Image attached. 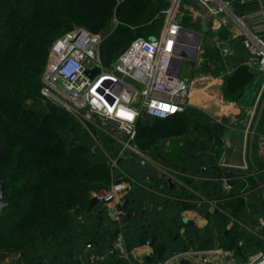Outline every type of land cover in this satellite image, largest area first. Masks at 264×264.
<instances>
[{
	"label": "trees",
	"instance_id": "1",
	"mask_svg": "<svg viewBox=\"0 0 264 264\" xmlns=\"http://www.w3.org/2000/svg\"><path fill=\"white\" fill-rule=\"evenodd\" d=\"M168 5L169 0H0V179L6 180V202L0 210V251L20 253L10 264H80L73 257L92 239L96 248L82 253V258L85 264H101L116 234L129 246L153 237L154 260L158 262L204 240L209 242L206 246H212V227L203 233L188 228L183 236L189 243L184 242L177 232L182 207L173 209V203L140 186L131 188L125 198H150V206L130 203L118 220L101 205L87 213L91 192L107 188L111 182L106 155H116L120 145L100 130L96 132L99 145H94L92 137L67 112L40 96L49 47L67 31L76 26L104 32L100 53L108 65L134 37L158 36ZM250 78L245 67L224 78V96L237 99ZM225 128L223 123L209 120L203 111L188 107L165 119L140 118L135 144L162 167L196 172L198 163L207 167L221 157L220 135ZM174 135L187 136L183 160L172 158L166 145ZM258 169H264L263 160ZM121 171L140 183L149 173L155 180L149 184L153 189L160 183L153 168L128 150L113 176L121 175ZM204 173L214 179L220 171ZM236 177L232 195H243L244 204L231 215L246 223L240 210L247 214L264 211L260 186L264 171L256 177L240 178L237 173ZM191 187L210 200L226 199L221 180ZM197 210L212 219L221 246L236 248L241 240H245L241 241L243 246L258 242L237 227L227 229L228 217L210 216L204 205ZM173 218L174 223L169 222ZM94 227L97 233L92 235ZM258 235L264 238V226ZM90 254L101 255L103 260L90 262Z\"/></svg>",
	"mask_w": 264,
	"mask_h": 264
},
{
	"label": "crops",
	"instance_id": "2",
	"mask_svg": "<svg viewBox=\"0 0 264 264\" xmlns=\"http://www.w3.org/2000/svg\"><path fill=\"white\" fill-rule=\"evenodd\" d=\"M229 1L230 8L234 14L240 13V1ZM212 5L210 4V6ZM180 12L182 14L181 23L184 28L189 30L187 47H194L197 50L196 57L191 64L185 65L184 61L186 59H183L179 73L180 77L189 86L187 108L199 109L207 114L209 120L223 123L226 126L220 135V142L223 147L222 155L216 162L207 165V167L203 162L198 163L196 172L184 169L178 170L172 167H162L153 158L152 161L148 156L145 163L153 168V171L157 174V180L160 181L156 189L149 187V184H154L155 180L152 179L149 173H146L148 175H144L145 182L140 183L130 179L127 188L119 192L114 200L107 203L98 202L94 208L101 205L105 209L107 207L108 209L123 211L124 213V207L130 203L141 208L150 206V198H125V195L134 186L143 187L155 195L162 196L163 201L173 203L170 205L173 209L176 206L182 207L178 215L180 217V227L177 229V232L184 242L189 243V238L183 236L188 228L200 233H203L208 227H212L213 229L212 246H206L209 242L205 240L199 245H189L187 249L177 252L192 251L195 252L194 255H185V257L170 262V264H179V261L183 258H186L189 264H197L198 259L204 253L210 254L212 259V263L210 264H246L259 253H264V245L261 244H264V238L258 235L259 230L264 226V211L247 214L240 210V214L247 220L246 223L236 220L231 215L238 206L242 203L244 204L241 199L243 195H232L235 191L234 185L237 172L225 171L224 168L248 169L249 166H252L255 173H237L242 176L240 178L244 176L256 177L260 171H264V169H258L259 161H264V75L260 68L255 66L253 57L248 54L241 41V37H235L239 28L231 19L224 23L222 21L223 15L212 13L209 7L200 3L199 0H182ZM193 32H198L200 35L197 42ZM242 67H245L251 73L250 81L237 99H229L224 96L222 90L224 78L235 75L238 71H241ZM183 68L184 70L182 72ZM257 87L259 88L257 89ZM186 138L187 136L174 135L167 139L166 145L169 151L173 153L172 158L176 157L183 160V145ZM172 139L179 140V148L177 146L171 148ZM254 153L256 154V158H254ZM209 169L220 171L219 176L214 179L208 175L203 176L202 174H205L204 172H207ZM160 173H164L173 178L176 181V185L170 189L167 182L159 177ZM226 175H230V179L225 178ZM211 180L222 181V188L226 199L210 200L191 187L193 184H200L203 181L205 184H208ZM228 180H232L233 184H228ZM260 186L264 191V184L262 183ZM195 197L199 200L198 204L195 203ZM226 203H229V205H226ZM202 205L207 207V213L210 216L214 213L219 214V219L228 217L227 229L237 227L243 233L254 236L258 242L249 243L246 239L248 243L244 246L241 245V241L245 240L239 241V245L236 248H225L221 246L212 219L200 214L197 210ZM86 212L88 213L87 208ZM134 214L132 213V215ZM79 215L82 216L80 222L83 223V215ZM175 220L173 218L169 222L174 223ZM190 220L194 221L195 224H189ZM96 233L97 227H94V229L91 228V234L95 235ZM176 236L177 234L174 235V238ZM120 241L122 242L120 248L123 251L117 246ZM111 242L112 245L105 249L107 256L101 264H161L163 262L154 260L155 249L153 237H145L136 245L129 246L124 241L122 235L116 234L112 237ZM88 244H90L89 247L87 245L82 247L81 252L75 254L73 257L80 264H85L82 253L92 251L96 248V241L94 239ZM91 255L96 254H90V262L103 260V256L102 258L92 259ZM19 257V252L0 251V264H10Z\"/></svg>",
	"mask_w": 264,
	"mask_h": 264
},
{
	"label": "built area",
	"instance_id": "3",
	"mask_svg": "<svg viewBox=\"0 0 264 264\" xmlns=\"http://www.w3.org/2000/svg\"><path fill=\"white\" fill-rule=\"evenodd\" d=\"M181 2L169 0L159 35L155 38L134 37L118 53L109 68L103 65L101 58L100 43L105 37L101 32L75 26L49 48L41 75L42 99L67 112L92 139H97L96 132L100 130L120 145L116 155H106L112 175L109 186L91 192V198L95 197L101 203L114 200L130 182L123 172L117 177L113 176V170L127 150L139 157L141 163L147 161V156L135 144L140 118L165 119L183 112L188 106L189 86L179 75L178 63L172 60L176 47L188 52L194 49L187 47L189 30L181 23ZM199 2L208 6L214 14L225 13L227 16L222 18L224 23L231 19L237 24L239 30L235 37L242 38L250 56L257 58L264 75V37L251 32L242 23L239 13L234 14L231 10L229 0ZM94 68H98V71L91 77L85 75L86 70ZM161 105L168 106L169 110ZM4 205L0 202V209ZM106 210L113 220H118L123 214V211L107 207ZM81 217L78 216L80 220ZM194 253L175 252L161 264H170ZM91 258L102 256L91 255ZM210 263L212 259L208 253L202 254L197 262ZM246 264H264V253H259Z\"/></svg>",
	"mask_w": 264,
	"mask_h": 264
},
{
	"label": "water",
	"instance_id": "4",
	"mask_svg": "<svg viewBox=\"0 0 264 264\" xmlns=\"http://www.w3.org/2000/svg\"><path fill=\"white\" fill-rule=\"evenodd\" d=\"M240 1V9H239V15L241 16L242 23L245 24V26L253 33L259 34L264 37V0H238ZM102 36H105L104 32H101ZM194 38L196 39V42L199 40L200 35L198 32H193ZM196 48L192 50V52H188L187 50L183 48H178L176 47L174 49V56L172 60H176L178 63V68H181V64L183 62V59H192L194 60L196 57ZM253 61H255V66L259 68V64L257 62V58H253ZM98 71V68H94L92 70H86L85 75L88 77H91L94 73ZM259 87H257L258 89ZM256 89V88H255ZM256 89V90H257ZM47 111H49V107L47 105ZM70 130L72 131L73 128L70 127ZM225 171H234L237 173H255L254 169L252 166H249L248 169H240V168H224ZM148 175V174H146ZM160 178L164 179L167 182L168 187L171 189L176 185V181L173 180L170 176H167L164 173H160L159 175ZM225 178L230 179V175H226ZM228 184L232 185L233 181L228 180ZM5 186H6V180L0 179V202L5 203L6 202V197H5ZM195 203L198 204L199 200L195 197ZM98 199L95 197H92L87 206V211L89 212L92 210L95 205L98 204ZM189 224L193 225L195 224L194 221H189ZM122 245V242L120 241L117 246ZM121 251L122 248H120ZM179 264H189L188 260L186 258H183L179 261Z\"/></svg>",
	"mask_w": 264,
	"mask_h": 264
},
{
	"label": "rangeland",
	"instance_id": "5",
	"mask_svg": "<svg viewBox=\"0 0 264 264\" xmlns=\"http://www.w3.org/2000/svg\"><path fill=\"white\" fill-rule=\"evenodd\" d=\"M220 15H223V16H225L226 17V15H225V13H220ZM114 23V21L111 23V24H113ZM50 48V47H49ZM102 57V56H101ZM193 60L192 59H189V58H187L185 61H184V64L186 65V64H191V62H192ZM103 65L106 67V68H109L110 67V65H111V62L108 64V65H105L104 63H103ZM183 70H184V68L182 69V72H183ZM148 129V128H147ZM121 137H123L122 135H121ZM174 138V137H173ZM91 141H92V143L94 144V145H99V141H98V139H96V140H94V139H91ZM172 142H171V148H174L175 146H177L178 148H179V140H175V139H172L171 140ZM137 147H138V145H137ZM138 149L140 150V152L142 153V154H144L145 156H147L148 157V155H147V153L146 152H144L143 150H141L139 147H138ZM150 157V156H149ZM150 159L153 161V159L150 157ZM1 210V209H0Z\"/></svg>",
	"mask_w": 264,
	"mask_h": 264
},
{
	"label": "snow or ice",
	"instance_id": "6",
	"mask_svg": "<svg viewBox=\"0 0 264 264\" xmlns=\"http://www.w3.org/2000/svg\"><path fill=\"white\" fill-rule=\"evenodd\" d=\"M161 107H163V108H165V110H169L168 109V106H166V105H161ZM172 111H175V109H171ZM129 118H131V117H129Z\"/></svg>",
	"mask_w": 264,
	"mask_h": 264
},
{
	"label": "bare ground",
	"instance_id": "7",
	"mask_svg": "<svg viewBox=\"0 0 264 264\" xmlns=\"http://www.w3.org/2000/svg\"><path fill=\"white\" fill-rule=\"evenodd\" d=\"M191 34V33H190ZM194 45V44H193ZM194 48V47H193Z\"/></svg>",
	"mask_w": 264,
	"mask_h": 264
}]
</instances>
